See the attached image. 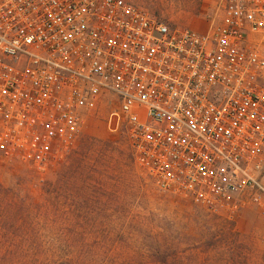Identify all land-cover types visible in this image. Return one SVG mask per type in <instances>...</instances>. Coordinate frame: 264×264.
Listing matches in <instances>:
<instances>
[{
	"label": "built area",
	"instance_id": "obj_1",
	"mask_svg": "<svg viewBox=\"0 0 264 264\" xmlns=\"http://www.w3.org/2000/svg\"><path fill=\"white\" fill-rule=\"evenodd\" d=\"M205 32L129 0H0V156L43 171L112 107L163 191L264 219V0H220Z\"/></svg>",
	"mask_w": 264,
	"mask_h": 264
},
{
	"label": "rangeland",
	"instance_id": "obj_2",
	"mask_svg": "<svg viewBox=\"0 0 264 264\" xmlns=\"http://www.w3.org/2000/svg\"><path fill=\"white\" fill-rule=\"evenodd\" d=\"M129 1L170 27L200 32L207 27H195L194 21L209 24L221 13L220 0ZM111 109L101 103L88 113L74 147L57 153L43 171L0 156V183L42 201L47 184L55 189L68 180L69 203L77 205V189L82 186L86 207L120 196L128 216L129 211L132 215L141 210L164 241L186 250L183 264H264V219L259 208L248 201L234 213L214 212L161 190L135 161L124 130L109 127ZM70 151L75 154L68 158ZM127 215L124 212L122 218L127 220ZM100 217L106 219L102 214L86 216L88 220Z\"/></svg>",
	"mask_w": 264,
	"mask_h": 264
},
{
	"label": "trees",
	"instance_id": "obj_3",
	"mask_svg": "<svg viewBox=\"0 0 264 264\" xmlns=\"http://www.w3.org/2000/svg\"><path fill=\"white\" fill-rule=\"evenodd\" d=\"M54 188L47 184L35 201L0 183V264H183L186 250L164 241L141 210L128 216L120 196L86 207L82 186L77 205L69 203L68 180Z\"/></svg>",
	"mask_w": 264,
	"mask_h": 264
},
{
	"label": "crops",
	"instance_id": "obj_4",
	"mask_svg": "<svg viewBox=\"0 0 264 264\" xmlns=\"http://www.w3.org/2000/svg\"><path fill=\"white\" fill-rule=\"evenodd\" d=\"M193 23H194L195 27L196 26L197 27H207L208 26L207 23H203V22H196V21H194Z\"/></svg>",
	"mask_w": 264,
	"mask_h": 264
}]
</instances>
